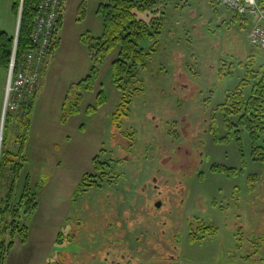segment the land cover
<instances>
[{"label": "rangeland", "instance_id": "374dc122", "mask_svg": "<svg viewBox=\"0 0 264 264\" xmlns=\"http://www.w3.org/2000/svg\"><path fill=\"white\" fill-rule=\"evenodd\" d=\"M12 4V0H0V25L10 30L17 23L12 35H19L21 5L14 16ZM166 9L159 48L145 67L138 68L145 91L134 97L131 114L122 121L121 129L114 128L109 118L120 96L111 76V62L118 48L101 66L96 89L103 85L109 102L97 114H87L89 129L84 140L87 153H94L91 160L98 157L109 162V167L99 176L93 162L84 156L71 161V179L93 172L97 174L94 179L103 181L99 188H89L76 200L71 198V207L66 210L69 217L62 228L63 241L57 243L58 252L53 251L47 264H157L160 260L165 264H264V161L255 160L247 130L239 135L232 131L223 141L215 135L216 128L223 137L230 133L224 124L222 103L230 102L227 93L236 91L247 77L251 60L252 70L264 73V49L248 40L252 23L241 27L234 11L219 0H170ZM160 11L158 5L147 18ZM153 43L144 46L151 50ZM51 54L45 60L47 69L55 63ZM14 61L15 51L8 68H4L7 77L0 106V154L2 147L12 154L17 152L21 141L16 142V137L29 120L31 98L19 100L15 89L8 91L9 81H14L17 73L15 66L14 75L11 69ZM222 63L225 77H221ZM48 78L49 74H44L38 81L35 104L41 95L45 97ZM248 78L240 98L251 96L253 78ZM88 97L94 100L95 92ZM77 117L72 124L79 121ZM128 143L132 144L126 150ZM121 158L125 161L119 165L116 161ZM216 163L236 170H212ZM117 170L125 177H118L117 185L108 183L106 180ZM251 174L258 175L255 184L249 182ZM13 178V163L9 162L0 173V211L8 209L2 222L6 232L13 217H18L20 227L27 226L32 212V204L28 206L30 212L24 211L26 202L16 209L24 190V186L20 190L19 178L13 199L7 200ZM151 180L158 185L156 189L149 183V188L136 190ZM144 191L154 193L146 197ZM148 198L151 206L159 199L163 206L143 207ZM31 201H37L35 193ZM152 210L155 222H149L153 221ZM197 217L215 224L218 230L190 242L189 228ZM136 219L141 222L136 223ZM9 234L2 236L6 243L12 238Z\"/></svg>", "mask_w": 264, "mask_h": 264}, {"label": "trees", "instance_id": "16d2710c", "mask_svg": "<svg viewBox=\"0 0 264 264\" xmlns=\"http://www.w3.org/2000/svg\"><path fill=\"white\" fill-rule=\"evenodd\" d=\"M22 1V13L19 28L18 40L15 41L14 35L7 33L0 27V69H7L15 51V71L19 68V64L23 59L25 51L32 47L31 36L35 27L36 17L39 12L41 0H13L12 10L17 16ZM170 0H107L101 2L98 7V13L103 20V30L99 37L93 36L91 33L86 32L81 36V40L87 45L91 58V67L86 77L79 80L77 83L71 85L64 105L62 122H66L70 116L78 114L81 111V102L85 91H93L96 89L97 79L100 74L101 66L105 63L107 57L118 48L117 57L111 62V76L114 85L120 92L119 99L114 110L110 113L109 118L114 128L121 129L123 126V120L131 114V105L135 96L145 91V86L138 77V68L145 67L146 60L151 54L159 48V37L162 34L165 18H166V6ZM220 1V0H219ZM221 3V2H220ZM260 4L264 5V0H260ZM161 5V11L158 15H152L147 18L150 12L156 10V7ZM85 15V6L82 5L79 11V20ZM143 15H146L145 17ZM234 18L242 22L241 27H244L247 23H252V17L245 16V14H239L234 11ZM62 23V13L58 19L59 33ZM153 41L154 45L151 50H147L144 43ZM59 44V36L57 41L50 49V53H53ZM225 63L221 66V77H225V71L223 70ZM237 90L231 93H227L230 102L222 103V107L225 111V126L229 129L228 135L223 137L218 128L215 129V135L219 141H223L227 137H230L232 131L234 135L236 130L238 135L241 131L247 130L251 142H252V154L255 160L264 161V73L257 70H252V60L250 61L246 74ZM248 76L253 78L252 92L249 98H245L241 94L242 87L248 82ZM35 95L30 99L31 103L28 105L29 120H26L22 124V133L16 137V142L21 141L18 145L17 152L10 153L8 149L2 147L0 154V173L2 168L9 162L13 163L14 178L12 187L8 192L7 200L10 202L13 199L15 186L19 178V174L22 171L24 164L27 162L25 156V144L27 141L31 112L34 104ZM236 99L238 101H236ZM107 102V93L103 85L97 90L95 102L87 106L85 112L89 115L94 114L100 107ZM236 120H235V116ZM11 120V118L7 119ZM7 122V121H6ZM9 129H6V131ZM7 131V133H8ZM238 143L242 144V141L237 137ZM133 143V141H132ZM132 143H128L125 149L128 150ZM242 149V148H241ZM244 155L243 153H241ZM123 161L122 159L118 162ZM109 167V162L105 163L99 161L98 157L93 159V166L95 172H99V176L106 174L105 167ZM236 170L233 167L224 166L220 164H213L212 170L218 169ZM97 175V174H96ZM93 172L84 174L79 181L75 193L72 196V200L82 192L92 187L100 186V183L94 179ZM120 173L115 176H119ZM118 178V177H117ZM95 180V181H94ZM258 180L257 174H251L249 176V182L255 184ZM29 179L25 181L23 194L20 198L21 202L16 209H20L22 202H26L27 206H24L25 212H30L29 207L32 204L31 210L37 208V201L32 203L31 199L34 197V193L30 188ZM76 198L74 200H76ZM8 209L4 208V211H0V234L5 233L3 231L2 222L4 220L3 213L5 214ZM14 221L11 222L8 231L12 237L10 241L6 243V240L0 238V264H5L6 254L9 248L13 244L14 235L19 233L23 239L27 238V227L23 225L20 227L18 217H13ZM199 219V218H195ZM191 224V223H190ZM6 227V224H4ZM218 228L213 223H206V220L200 217L198 226L191 225L189 239L190 242H195L205 238L208 235H214ZM3 231V232H2ZM63 232L61 231L57 237V243L61 244L63 241ZM248 255L246 256V258Z\"/></svg>", "mask_w": 264, "mask_h": 264}, {"label": "crops", "instance_id": "0c3cea01", "mask_svg": "<svg viewBox=\"0 0 264 264\" xmlns=\"http://www.w3.org/2000/svg\"><path fill=\"white\" fill-rule=\"evenodd\" d=\"M100 3L93 0H64L59 44L51 54V61L54 60L55 63L52 68L50 66L51 69H47L48 64H45L41 74V77L49 74L48 90L45 97L44 94L41 95L36 104L34 100L31 124L25 144V156L28 160L19 178L20 190L29 179L30 187L37 197V208L29 215L30 224L28 222L26 226L27 238L24 240L19 233L14 236L13 244L6 254L5 264L51 263L52 253L53 251L57 253L58 245H60H57V237L62 228H65L63 225L69 217L66 210L71 207V198L82 178L79 176L71 179L69 175L71 161L77 156H84L90 163L93 162L91 159L94 153L92 155L87 153V142L84 140L89 129L85 110L88 105L95 102L98 89L84 92L81 111L78 114L70 116L66 122H62L61 118L71 85L86 77L90 70L89 49L81 40V36L86 32L95 37L101 36L103 20L98 13ZM82 5L85 6V15L79 20ZM0 27L12 35L17 29V23H13L10 30L4 29L1 25ZM71 62L75 65L71 66ZM0 72H3L0 78L1 106L7 71L1 69ZM91 92H95L94 100L90 99L93 97H88V93ZM108 102L107 93V102L104 105ZM102 107L97 111H100ZM97 111L94 114H97ZM84 112L85 116H83ZM76 116L79 121L72 124ZM103 137L104 133L101 132L100 138ZM14 145L13 150L16 149L17 144ZM5 233L0 234V238ZM49 236L51 237L47 240Z\"/></svg>", "mask_w": 264, "mask_h": 264}, {"label": "built area", "instance_id": "2783aa9c", "mask_svg": "<svg viewBox=\"0 0 264 264\" xmlns=\"http://www.w3.org/2000/svg\"><path fill=\"white\" fill-rule=\"evenodd\" d=\"M220 2L239 14L252 17L248 40L264 49V5L260 0H220ZM64 0H41L35 27L31 36L32 47L25 51L14 81L10 79L8 91L16 90L19 100L30 99L37 91L46 57L57 41L58 19L62 13ZM16 59L12 63L14 69ZM14 75V70H13ZM2 216L0 213V220Z\"/></svg>", "mask_w": 264, "mask_h": 264}, {"label": "flooded vegetation", "instance_id": "af4514ba", "mask_svg": "<svg viewBox=\"0 0 264 264\" xmlns=\"http://www.w3.org/2000/svg\"><path fill=\"white\" fill-rule=\"evenodd\" d=\"M123 161H125V159L124 158H121ZM123 161H121V162H118V161H116L119 165L120 164H123ZM108 167V166H107ZM118 173H120V175L119 176H115L116 174H118ZM116 174L114 175V176H112V177H109V179L108 180H106V181H108V183H112V184H119V179L120 178H117V177H125V174L122 172V171H116ZM99 175V174H98ZM96 180V179H95ZM94 180V181H95ZM154 180H156V179H154ZM100 181H103V180H100ZM100 181H97L98 183H100V186H101V182ZM152 181V180H151ZM149 183H152L153 185H151V187H153L154 189H156L157 187H158V185H156L153 181L152 182H145V183H142L143 185H139L138 187H137V191L139 192V189L140 188H144V189H147V188H149ZM99 186V187H100ZM125 187H127L128 189L131 187L130 185H126ZM127 188H126V191H129V190H127ZM154 193V192H153ZM153 193L151 194V193H148V192H146L145 193V191L144 192H142V194H143V196H146V197H148L149 195H153ZM151 199H149L148 198V200H147V202H145V205L143 206V207H145V208H147L146 206H151L150 205V203H151ZM161 206H163V204H162V201L159 199L153 206H151V209H153V207H156V208H158V207H161ZM151 213L153 214V221H149V222H155V220H154V217H156L155 216V213L153 212V210L151 211ZM157 215V214H156ZM197 218H199V217H197ZM200 219V218H199ZM199 219H196V221H195V226H198V224H199ZM204 219V218H203ZM205 220V219H204ZM137 222H141L139 219H136V223ZM162 222V221H161ZM156 224H157V221H156ZM129 231H131V229H129ZM154 231V233H155V231L156 230H153ZM162 231H165L164 229H162ZM189 233H190V228H189ZM164 235L166 236V233H164ZM157 236V235H156ZM136 239H137V236H136ZM175 239L177 240L178 238L177 237H175ZM166 248V247H165ZM154 251H156L155 249H154ZM157 252V251H156ZM158 253V252H157ZM162 260H160L159 262H157V264H165V262H161ZM118 263H119V261H117Z\"/></svg>", "mask_w": 264, "mask_h": 264}, {"label": "water", "instance_id": "95a60500", "mask_svg": "<svg viewBox=\"0 0 264 264\" xmlns=\"http://www.w3.org/2000/svg\"><path fill=\"white\" fill-rule=\"evenodd\" d=\"M23 4V3H22ZM22 4H21V9H20V15H19V17H21V13H22ZM15 36V39H16V41H17V38H18V34L16 33V35H14Z\"/></svg>", "mask_w": 264, "mask_h": 264}, {"label": "bare ground", "instance_id": "6f19581e", "mask_svg": "<svg viewBox=\"0 0 264 264\" xmlns=\"http://www.w3.org/2000/svg\"><path fill=\"white\" fill-rule=\"evenodd\" d=\"M9 93V92H8ZM10 94V93H9Z\"/></svg>", "mask_w": 264, "mask_h": 264}]
</instances>
